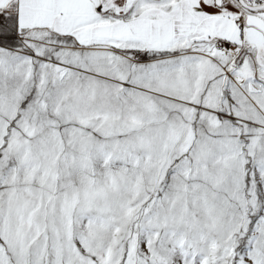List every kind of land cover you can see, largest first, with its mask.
Listing matches in <instances>:
<instances>
[{
	"label": "snow or ice",
	"instance_id": "6c2138e0",
	"mask_svg": "<svg viewBox=\"0 0 264 264\" xmlns=\"http://www.w3.org/2000/svg\"><path fill=\"white\" fill-rule=\"evenodd\" d=\"M0 264H264V0H0Z\"/></svg>",
	"mask_w": 264,
	"mask_h": 264
}]
</instances>
